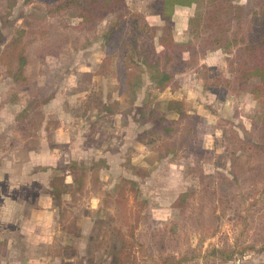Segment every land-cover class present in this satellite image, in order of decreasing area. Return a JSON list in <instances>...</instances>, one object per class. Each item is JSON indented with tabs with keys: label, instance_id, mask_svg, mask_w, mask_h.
Instances as JSON below:
<instances>
[{
	"label": "rangeland",
	"instance_id": "374dc122",
	"mask_svg": "<svg viewBox=\"0 0 264 264\" xmlns=\"http://www.w3.org/2000/svg\"><path fill=\"white\" fill-rule=\"evenodd\" d=\"M197 3L115 0L85 24L0 0V264H24L42 195L62 264H264V108L240 76L251 9L209 18L254 6ZM163 14L179 23L170 52ZM148 63L173 80L157 88Z\"/></svg>",
	"mask_w": 264,
	"mask_h": 264
},
{
	"label": "trees",
	"instance_id": "16d2710c",
	"mask_svg": "<svg viewBox=\"0 0 264 264\" xmlns=\"http://www.w3.org/2000/svg\"><path fill=\"white\" fill-rule=\"evenodd\" d=\"M54 3V10H68L75 17L81 19L85 24H95L99 20L104 19L111 10L112 4L115 0H50ZM192 1V2H191ZM194 3L198 4L197 0H157V10L156 15H160L161 11L165 10L167 7H186L188 4ZM249 3L254 6L247 7L242 5H230L229 7L224 6L219 3L217 8L212 11L209 15L210 24L221 22L220 16H225L227 14H235L232 17L236 20H241V11L251 9V30L248 34V41L245 46V56L247 60L241 64L242 70L240 76L242 78L241 89L250 90V93L254 95L260 103V106L264 108V0H249ZM162 20L165 23V27L162 29V35L159 37V43L163 46L164 52H170L173 48H179L182 45L174 43L172 36L170 34V29L173 25V17L169 14L161 15ZM222 34V31H220ZM2 33H0V39L2 38ZM217 43L218 40L213 41ZM23 62V61H22ZM24 65V64H20ZM149 66H152L148 63ZM153 67L154 72L151 70ZM149 67V78L150 81L157 87H164L166 84L173 80L172 75L166 71H159L154 69L155 66ZM252 79L258 80L257 82L251 83ZM170 109L175 110L176 114L179 116H184L181 106L182 102L171 100L167 103ZM152 118L157 119L156 126L162 128L164 132H170L172 129L168 124V120L165 117L153 116ZM164 123V125H162ZM264 138V131L261 132ZM183 200V199H182Z\"/></svg>",
	"mask_w": 264,
	"mask_h": 264
},
{
	"label": "crops",
	"instance_id": "0c3cea01",
	"mask_svg": "<svg viewBox=\"0 0 264 264\" xmlns=\"http://www.w3.org/2000/svg\"><path fill=\"white\" fill-rule=\"evenodd\" d=\"M172 21L175 26L179 25L175 16ZM49 166L55 167V164ZM70 183L74 184V181ZM51 200V196L42 195L39 200L40 207L32 212L31 222L24 231L27 248H31L30 254L26 252L28 255L23 256L24 264H62L58 256L50 254L51 250L59 248L56 239L59 232L54 229L55 209Z\"/></svg>",
	"mask_w": 264,
	"mask_h": 264
}]
</instances>
